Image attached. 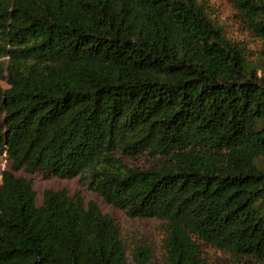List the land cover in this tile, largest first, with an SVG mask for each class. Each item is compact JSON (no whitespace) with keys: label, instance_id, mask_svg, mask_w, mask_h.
Masks as SVG:
<instances>
[{"label":"trees","instance_id":"obj_1","mask_svg":"<svg viewBox=\"0 0 264 264\" xmlns=\"http://www.w3.org/2000/svg\"><path fill=\"white\" fill-rule=\"evenodd\" d=\"M228 1L264 58V0ZM1 82L0 264H129L96 203L36 206L19 171L161 222V264H264V74L204 0H0Z\"/></svg>","mask_w":264,"mask_h":264},{"label":"rangeland","instance_id":"obj_2","mask_svg":"<svg viewBox=\"0 0 264 264\" xmlns=\"http://www.w3.org/2000/svg\"><path fill=\"white\" fill-rule=\"evenodd\" d=\"M204 3L211 18L222 26L226 36L244 46L247 58L258 67V74H264V58H260L258 54L259 41L244 29L240 16L233 5L228 0H204ZM0 84L2 87H6L4 82ZM124 161L129 166L141 169H147L157 164L155 159L146 155L125 158ZM9 167L6 155H0V180L2 172L9 170ZM15 175L30 181L35 193L36 206L42 204V194L46 190L64 191L69 196L78 194L84 204L96 203L99 210L110 216L117 225L120 239L127 250L129 264H133L131 258L135 256V250L139 247L149 251L150 264H161L163 257L161 251L163 225L161 222L150 218L127 217L124 212L111 207L98 194L84 187L78 177L70 180L57 177L45 178L40 174L29 175L23 171L16 172ZM212 254L213 252L209 251V255L212 256ZM219 255L221 254L216 253V257Z\"/></svg>","mask_w":264,"mask_h":264}]
</instances>
